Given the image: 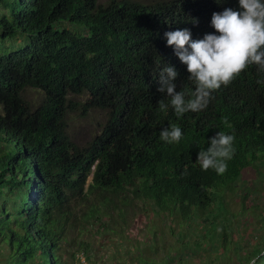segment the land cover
Wrapping results in <instances>:
<instances>
[{
  "label": "trees",
  "instance_id": "1",
  "mask_svg": "<svg viewBox=\"0 0 264 264\" xmlns=\"http://www.w3.org/2000/svg\"><path fill=\"white\" fill-rule=\"evenodd\" d=\"M225 8L242 10L239 0H0V37H25L14 51H0V264H97L102 256L93 241L125 232L135 198L191 220L209 209V188L230 190L245 167L264 160V72L257 65L214 90L202 111L177 117L171 107L167 115L159 110L160 101L170 103L157 92L166 66L179 73L177 91L190 96L196 87L164 33L187 28L191 40L219 35L212 13ZM27 87L43 93L36 105L25 99ZM81 93L88 94L84 103L68 98ZM78 105L83 114L105 113L83 145L67 130V113ZM172 125L182 130L179 143L160 139ZM219 131L235 137L223 174L196 161ZM72 233L69 263L60 249ZM242 254L240 264L257 257L264 264V241ZM169 257L131 264H167Z\"/></svg>",
  "mask_w": 264,
  "mask_h": 264
},
{
  "label": "rangeland",
  "instance_id": "2",
  "mask_svg": "<svg viewBox=\"0 0 264 264\" xmlns=\"http://www.w3.org/2000/svg\"><path fill=\"white\" fill-rule=\"evenodd\" d=\"M106 1L98 0L100 3ZM81 28L83 27L72 24L68 26V29L77 34L89 35V30L86 29V33H83ZM24 40L25 37L19 33H14L6 40L0 37V51H14L25 43ZM23 95L30 104L36 105L43 93L39 89L27 87ZM68 98L84 103L88 94H69ZM104 119L105 113L102 110L89 109L83 114L81 105H78L67 113L68 134L75 143L83 145L99 132ZM239 176L231 184L230 190L225 188L227 184L209 188L212 198L209 209L205 212L198 211L191 220H181L176 214L156 212L151 201L143 202L135 198L132 200V217L124 225L125 232L122 235L103 234L93 241L96 255L102 256L97 264H112L117 260H122L123 264H131L138 259L159 263L164 254L170 256L167 264L243 263L242 252H250L259 239L264 241L260 233L261 227L264 229V160L249 164ZM90 181L91 175L88 176L87 183ZM89 197L92 199L93 195ZM208 212L212 215L210 218L206 215ZM214 219L218 221L217 227ZM225 232L228 233L226 245L222 242ZM73 235L67 234L60 249L63 258L69 263L75 262L72 252L76 246L70 242ZM78 238L83 240L85 237L80 234ZM126 251L131 253L125 254ZM76 258L86 263L82 253H77Z\"/></svg>",
  "mask_w": 264,
  "mask_h": 264
},
{
  "label": "clouds",
  "instance_id": "3",
  "mask_svg": "<svg viewBox=\"0 0 264 264\" xmlns=\"http://www.w3.org/2000/svg\"><path fill=\"white\" fill-rule=\"evenodd\" d=\"M241 11L225 8L212 13L211 25L219 35L206 34L202 40H191L187 28L165 32L167 46H174V54L187 66L188 79L196 82L195 90L187 96L177 91L175 83L179 73L166 66L158 80L157 92L166 94L170 103L159 102V110L167 115L171 107L176 116L199 112L207 108L212 93L221 86H228L250 64L264 72V0H239ZM222 122L228 124L227 117ZM160 139L166 143H179L182 130L176 125L163 128ZM235 137L216 132L206 150H200L197 163L202 170L213 169L218 174L227 171V161L235 154ZM254 258L250 264H256Z\"/></svg>",
  "mask_w": 264,
  "mask_h": 264
}]
</instances>
